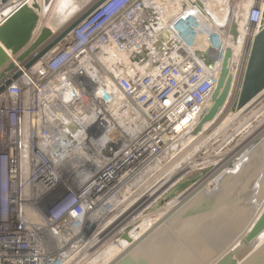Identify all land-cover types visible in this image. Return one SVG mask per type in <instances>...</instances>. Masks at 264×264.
Here are the masks:
<instances>
[{
	"label": "built area",
	"instance_id": "obj_1",
	"mask_svg": "<svg viewBox=\"0 0 264 264\" xmlns=\"http://www.w3.org/2000/svg\"><path fill=\"white\" fill-rule=\"evenodd\" d=\"M229 2L108 0L30 68L9 55L13 69L0 70V264H115L210 179L168 197L192 169V154L204 168L233 158L237 147L222 164L219 153L210 156L217 122L238 121L233 138L264 133V89L236 109L252 42L264 30V0H250L223 112L173 157L165 154L215 89ZM208 32L223 39L214 64L204 55ZM84 163L94 170L82 183L75 177L86 175Z\"/></svg>",
	"mask_w": 264,
	"mask_h": 264
},
{
	"label": "water",
	"instance_id": "obj_2",
	"mask_svg": "<svg viewBox=\"0 0 264 264\" xmlns=\"http://www.w3.org/2000/svg\"><path fill=\"white\" fill-rule=\"evenodd\" d=\"M82 1L85 2L80 5L77 3L73 8L90 3L82 11L73 16L74 18H72L70 23L53 40L48 42L52 37V32L45 26L42 27L33 41L32 39L33 32L38 25L42 24L40 14L42 12L47 14L46 12L52 6L53 0H42V5L38 1L32 0L29 6L26 3L27 1L23 0H0V8L7 7L0 14V70L6 68V71H10L13 69L9 55L15 57L17 63L27 61L24 67L25 69L30 68L44 55L56 50L59 43L94 16L108 0ZM249 2L250 0H230L228 5L231 12L229 39L224 49L215 89L193 126L166 151L165 154L169 158L185 148L196 137L206 132L223 112L231 96L238 51L242 43L241 25ZM210 34L208 32L207 36H210ZM162 39L169 40L168 32L162 34ZM211 52H213V49L209 47L204 54L205 57L208 58ZM159 54L161 56L164 52H160ZM2 76L3 74H0V77ZM18 76L19 74L15 78ZM9 85L10 82H7L6 86ZM263 89L264 30L252 42L236 109L240 110L246 106ZM240 160L239 158L230 164L228 170H233ZM76 164L77 161H74L67 166V169H74ZM84 166L86 175L94 170L92 164L84 163ZM86 175L81 176V173H79L75 178L83 183L88 178V175ZM148 176V171H145L141 175L143 179ZM239 179L238 183L228 181L227 184L220 185V188H217L213 192L209 190L201 191V194L199 193L195 200L183 205L164 225L115 264H148V260H151L152 256H155L154 260L158 264H221L239 242L243 239L246 242L251 241L255 235L253 233L247 235V233L257 226L259 216L261 214L264 215V187L262 186L263 188L256 195H251L252 199L249 200L248 197L244 199L247 193L249 195V190L247 192L243 190V193L238 191L241 188L246 189L252 183L250 181L251 177L247 174L239 177ZM220 180H224V178ZM222 191L224 193L226 191L232 197H227L223 194L224 196L221 195L222 198L220 197L213 201L215 196H218ZM204 196L206 198L205 202H199L198 198H204ZM211 199L212 202L210 201ZM246 200L253 203L251 211L242 210V208L236 209L237 204L243 203ZM208 202H211L209 204H212V206L209 204V206H202ZM222 202H226L228 206L226 205L224 208L220 207ZM232 216L233 218L240 217L239 222H233V218L229 219ZM263 228L264 225L259 228L258 232L263 230ZM166 232L167 235L165 237H167V240H163L165 237H159L161 233L163 235ZM156 234L158 236L153 239ZM124 239L127 240V237H124ZM240 264H264V243Z\"/></svg>",
	"mask_w": 264,
	"mask_h": 264
},
{
	"label": "rangeland",
	"instance_id": "obj_3",
	"mask_svg": "<svg viewBox=\"0 0 264 264\" xmlns=\"http://www.w3.org/2000/svg\"><path fill=\"white\" fill-rule=\"evenodd\" d=\"M53 1H55V2H53L52 6H50L48 12H46L47 14H44L43 12H42L43 14L42 13L40 14L42 25L47 26L49 28L61 25L58 23H61L62 21H65L66 19L73 18V16H75L76 14H78L80 12L79 11V12L75 13L76 9L77 10L81 9V8L84 9L90 3L89 2L87 5H82V6H78L77 8H73V6H75L77 3H79L78 5H80V4H83V2H85V1H82V0H61V1L60 0H53ZM41 3H42V0H41ZM3 12H0V14ZM46 24H48V25H46ZM61 31H62V29H61ZM229 119L230 118H227V119L223 120L221 123H219V122L216 123V128L212 131L213 134H215V136H216V139H215L216 143H214V145H209L207 148H208V151L210 152L211 157L216 155V153H219V155L222 156L221 159H220V157L218 159V160H220V161H218V164L219 163L222 164L221 161L225 160L228 157V155L235 149V147H237L236 150L234 151L235 155H231V156H233V158L229 162H227L225 165H223L224 167H222L220 169H218L216 167L217 159L215 160L214 167L212 165H210L209 167L204 168V166L194 167V166H196L197 163L200 164L201 159L197 160L199 156L192 154L189 157L190 158L189 159V166H192V169L190 171H188V174L185 175L184 178L181 179V181L174 188L171 189V191L168 195V197L170 199H173V198L181 195L183 192H185L188 189L192 190V189L196 188V186L200 183V181H203L205 179V177L208 178L207 176H209L210 179H208V181H206L205 183L204 182L202 183V185H203L202 188L200 190L195 191V193H193V195L190 197V199L187 203L191 202L192 200H195L201 191L202 192L204 190H209L211 192L216 191L217 188H220V185L227 184L226 182L230 181L232 178H234L233 180H231L232 182L235 179L237 181H240L239 177L244 176V174L245 175H247V174L252 175L253 172H255L256 174L254 176H251L250 181L252 182V184H251L252 189L249 190V186H248L246 189L241 188L238 192L243 193V190H246L245 192H247L249 190L250 191L249 195L247 193L244 196L245 197L244 199H246V197H248L249 200L252 199V197L250 195H252V193L254 192L253 189L258 190L257 188H259V186H261L259 181L255 180L256 178H258V179L260 178L263 181L262 186L264 187V143H263L264 142V133L258 135L255 139H252V137L256 134V133L254 134V132H253V134H249L247 137H246L245 133H240L238 135H235L236 133H234L235 137L233 138L230 136V133L235 130L236 126L238 125V121L233 123V121L232 120L229 121ZM242 121H243V119L241 120V122ZM229 137L233 138V141L229 145H227L226 143H227V141H229V139H230ZM243 138H245V139H243ZM233 147H234V149L232 150ZM231 156H229V157H231ZM223 157H226V158L224 159ZM239 158L241 159L240 162L237 165H235L233 170L229 171L228 166ZM250 162H254V163L248 169L243 168L247 164H249ZM253 165L255 166V168L252 169ZM225 175H226V177H225ZM223 177H225L224 179L226 181L225 180L220 181V179H222ZM223 194L227 197H232L231 194L229 196L228 195L229 193L227 194L226 191H225V193L222 191V193H220L218 196H215L213 201H215L217 198H220L221 195H223ZM234 196H235V194H234ZM204 199L206 200L205 196H204V198H202V197L198 198L199 202H201V201L205 202ZM210 201L212 202V199ZM211 202L204 203L202 206L208 205ZM209 205L212 206V204H209ZM226 205H227L226 202H222L220 207L224 208V207H226ZM208 206H206V207H208ZM239 208H242V210L246 209L247 211H251L253 208V203L246 200L243 203L236 205V209H239ZM232 218H233V216L230 217L229 219H232ZM232 220H233V222H239L240 217H234ZM257 222H258V224H257L258 228H256L257 227L256 226L253 230L252 229L249 230L247 235H251L253 233V235L259 236V235L264 233V228H263V230L258 232L259 228H261L262 225H264V215L263 214H261L259 216V218L257 219ZM165 235H167V232L163 235L161 233L159 235V237L163 238V237H165ZM157 236H158V234H156L153 237V239H155ZM164 239L167 240V237L163 238V240ZM251 242L252 241L246 242L245 239H243L241 242H239V244L228 255L227 259L231 258V261H229L228 264H238L239 261H242L245 258H247L249 256V254H251L252 251L255 249V247L259 244V242H261V240L257 241L254 244Z\"/></svg>",
	"mask_w": 264,
	"mask_h": 264
},
{
	"label": "bare ground",
	"instance_id": "obj_4",
	"mask_svg": "<svg viewBox=\"0 0 264 264\" xmlns=\"http://www.w3.org/2000/svg\"><path fill=\"white\" fill-rule=\"evenodd\" d=\"M23 1H27L26 3H27V5L29 6L30 5V3H31V1L30 0H23ZM29 1V2H28ZM36 1H38L39 2V4L41 5L42 3H41V0H36ZM61 1V0H60ZM55 2V1H54ZM59 3V2H58ZM57 5V4H56ZM55 5V6H56ZM59 5V4H58ZM7 7H4V8H0V12H3V11H5V9H6ZM2 10V11H1ZM53 10V9H52ZM74 18V17H73ZM72 20V18L71 19H66L65 21H62L61 23H58V24H61V25H58V26H56V27H52V28H49L53 33H56V35L57 34H59L60 32H61V29H63L64 27H66L69 23H70V21ZM46 25H48V24H46ZM45 27H47V26H45ZM57 29V30H56ZM202 29H203V31L205 30H207V29H205L204 27H202ZM212 36V35H211ZM209 37V39L211 40V43H210V48H212L213 49V52H211V53H209V55H208V60H209V63L210 64H214L215 62H216V59L218 60L220 57H221V55H219V53L218 52H214V50L215 49H217L218 48V46L222 43V37L218 34V33H216L215 34V36H214V38L213 37ZM207 39V38H206ZM215 53V54H214ZM243 139H245V138H243ZM264 143V142H263ZM254 153V152H253ZM259 161V160H258ZM254 162H250L249 164H247L245 167H243V168H245V169H248L252 164H253ZM256 163V162H255ZM259 163V162H258ZM263 165V164H262ZM261 165V166H262ZM253 168H255V166L253 165V167H252V169ZM239 169V168H238ZM256 170V169H255ZM243 171V170H242ZM241 171V172H242ZM227 174V173H226ZM239 174V173H238ZM256 173L255 172H253V174L252 175H250V177L251 176H254ZM243 175V174H242ZM226 176V175H225ZM229 176V175H228ZM245 176V175H244ZM223 178H225V177H223ZM232 178V177H231ZM233 179V178H232ZM225 180V179H224ZM255 180H257V181H259V183H260V185L261 186H259V188H257L258 190H254L253 189V193H252V195H256V193H259L260 191V189L262 188V185H263V181L259 178H256ZM221 181V180H220ZM228 181V180H227ZM231 181V180H230ZM235 182L237 181L236 179L234 180ZM233 181V182H234ZM262 181V182H261ZM225 183V182H224ZM226 183H228V182H226ZM251 184L252 183H250L249 184V190H251L252 188H251ZM252 192V191H251ZM249 193H250V191H249ZM251 196V195H250ZM252 197V196H251ZM204 201H205V199H204ZM256 228H258V226L256 227ZM264 233L263 234H261V235H259V236H254L252 239H251V243H256L257 241H260L261 240V242H259V244L255 247V249L252 251V253L254 252V251H256L261 245H263V243H264ZM231 253V252H230ZM229 253V254H230ZM251 253V254H252ZM251 254H249V255H251ZM155 257V256H154ZM154 257L152 256V258H151V260H148V264H151V263H153L154 264V262L156 261V260H154ZM227 257H228V255L225 257V259L221 262V264H228L229 263V261H231V258H229V259H227ZM243 261V260H242ZM242 261H239L238 262V264H240ZM157 262V261H156ZM155 262V264H158V262L156 263Z\"/></svg>",
	"mask_w": 264,
	"mask_h": 264
},
{
	"label": "crops",
	"instance_id": "obj_5",
	"mask_svg": "<svg viewBox=\"0 0 264 264\" xmlns=\"http://www.w3.org/2000/svg\"><path fill=\"white\" fill-rule=\"evenodd\" d=\"M93 1H96V0H93ZM81 9H82V8H81ZM81 9H78V10L76 9L75 13H77V12H79V11H82V10H83V9H82V10H81Z\"/></svg>",
	"mask_w": 264,
	"mask_h": 264
}]
</instances>
